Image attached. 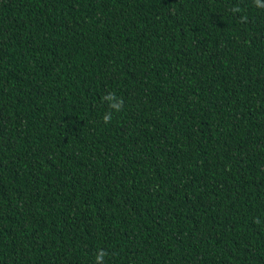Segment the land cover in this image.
Instances as JSON below:
<instances>
[{
    "label": "trees",
    "instance_id": "16d2710c",
    "mask_svg": "<svg viewBox=\"0 0 264 264\" xmlns=\"http://www.w3.org/2000/svg\"><path fill=\"white\" fill-rule=\"evenodd\" d=\"M0 264H264V0H0Z\"/></svg>",
    "mask_w": 264,
    "mask_h": 264
},
{
    "label": "clouds",
    "instance_id": "9594fccd",
    "mask_svg": "<svg viewBox=\"0 0 264 264\" xmlns=\"http://www.w3.org/2000/svg\"><path fill=\"white\" fill-rule=\"evenodd\" d=\"M121 106H122V101H121ZM105 122H107L108 121V119H109V117L108 116H105ZM102 259V257L101 256H97V261H99V260H101Z\"/></svg>",
    "mask_w": 264,
    "mask_h": 264
}]
</instances>
